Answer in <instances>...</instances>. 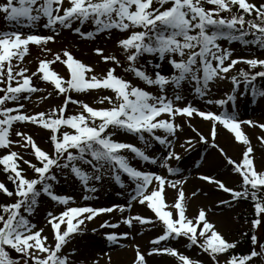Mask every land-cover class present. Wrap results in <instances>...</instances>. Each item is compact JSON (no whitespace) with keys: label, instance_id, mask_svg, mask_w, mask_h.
I'll list each match as a JSON object with an SVG mask.
<instances>
[{"label":"snow or ice","instance_id":"obj_1","mask_svg":"<svg viewBox=\"0 0 264 264\" xmlns=\"http://www.w3.org/2000/svg\"><path fill=\"white\" fill-rule=\"evenodd\" d=\"M67 2L70 6L64 8L65 0H6L5 4L0 5V13L4 14L7 22L29 28H34L41 18H46L47 23L44 27L53 29L56 35L59 34L55 27L57 24L62 28H71L75 21L84 24L89 20L96 26L97 34L110 29L120 31L141 29L132 31L127 38L118 41V46L124 49L126 60L129 62V67L125 71L133 73L147 86L156 87L159 94H153L133 85L131 81L116 76L115 68L109 69L103 78H98L96 75L86 77V73L92 72V69L67 51L63 53V58L57 54L52 61L42 60L37 72L29 76L26 74L28 69L21 68L19 64L14 65L13 60L22 62L28 54L29 44H46L48 41H54L55 36L31 33L25 35L19 31L0 32V85H5L0 87V92L4 93L0 96V149H10L13 144L24 148L30 146L33 150L32 154L40 165L37 166L30 160H25L16 151H9L0 156V165L5 172L9 173V179L15 185V192L10 191L3 182H0V191L8 197L13 195L18 197L15 203L0 205V213H2L0 214V225H2L0 226V264H20V261L11 258L6 246L21 254L24 264H30V262L31 264H72L69 256H74L75 251L64 254L63 249L69 243L70 237L78 232L82 233L80 226L84 225L86 220H93L102 213L113 212L117 208L122 213L126 210L124 206L119 205L109 208L70 206L71 203H75L73 197L57 195L53 191L51 182H59L52 171L53 168L61 171L70 170L81 182L85 191L93 193L97 191V188L90 187L89 182L101 181L106 171L112 173L111 178L121 187H124V183L120 173L127 174L135 184V188L129 193L130 203L127 210H131L133 201L147 205L164 227V233L150 241L154 247L148 253L149 255L168 254L178 257L182 264H202L201 261H193L178 253L176 249L160 246L162 241L183 236L187 237L192 245H198L204 252L209 253L214 264H221L218 257L234 249L235 242H229L215 229L204 209H200L195 217L187 215L183 188L178 190V198L173 205L169 206L166 203L165 185L176 188L183 181H171L165 176L132 167L127 157L121 154L122 151L130 150L137 157L152 164H156L157 159L146 155L134 145L114 141L112 137L115 135V130H123L136 134L147 144L144 135L147 133L166 149V155L160 158V167L166 168L169 175H177L179 169L171 167L168 163L170 160L181 159L180 154L174 150L172 139H169L176 136L178 129L182 130V125L175 122L176 117L191 118L195 114L211 121L212 144L226 157L228 164L233 166V171L242 177L241 190L227 187L222 181L211 176H201L200 179L215 184L218 189L229 193L233 200L251 198L256 216L261 217L264 214V170L257 171L254 165V149L242 131L241 124L259 127L262 130H264V124L257 125L251 120H238L234 113L228 111L219 114L201 111L190 103L179 107L176 102L183 99L180 95L182 83L194 82V93L203 97L210 91V82L216 78H227L222 74L229 73L237 63L241 62L239 59H232L226 65L225 62L229 60L232 53L228 49H222L218 43L219 40H241L245 44H256L264 49V4L257 7L247 0H155L159 7H153L154 0H67ZM205 3L215 7L206 10ZM166 4L171 6L164 8ZM236 5L248 16L255 13V19L246 20L244 15L233 16L230 19L219 16L221 11L231 12V6ZM74 32L85 39H91L94 35L81 32L80 28H75ZM246 36H253L254 39L246 41L244 40ZM45 51L51 50L45 49ZM95 51L102 54V49L97 48ZM145 54L158 56L161 60L166 59L173 69L171 74L164 75L155 71L149 75L143 66L137 67L139 59ZM103 59L105 62L111 60L120 66L115 56H105ZM57 61L66 65L70 71L69 79L63 78L51 69V64ZM213 61L216 62L215 65ZM243 62L253 69L264 68V59L253 58ZM156 67L159 68V65ZM39 74H42L43 81L50 82L54 85V90H58L60 95L65 96L64 104L48 112L42 111L35 115L22 114L20 109L24 108V104L20 103L21 98L29 99L31 94L45 91L33 86V77ZM239 76L243 77L246 85H252L253 96L257 94L264 96V91L257 92L253 83L257 77H264V70L255 74L242 70ZM231 79L235 86L234 90L238 89L240 83L238 77L233 76ZM14 81L16 86H13ZM168 86H171L173 90L171 98L167 95ZM95 89L111 90L115 94L101 97L98 101L99 103L107 101L111 105L110 108L97 109L73 98V92L82 93ZM24 93L28 95L22 97L21 94ZM48 96H51V93ZM48 96L41 99H47ZM229 101L234 102L235 95H228L226 100L220 99L214 103L223 107ZM6 102H15L18 108L7 107ZM208 103L213 101L209 100ZM70 104L80 106L78 114L70 112ZM13 112L16 114L12 115ZM165 116L168 118H162ZM15 122H28L49 130L53 153L49 154L41 149L33 137L25 132L17 131L16 136L21 137V140L12 141L10 133ZM218 124L233 133L239 143L247 146L242 161L233 160L219 144L215 143ZM110 128L113 131L110 132ZM67 129L73 131L70 132ZM157 130H162L165 135H157ZM258 140L264 145V136L258 137ZM200 141L208 144L209 138L200 134ZM192 146L191 140L180 145L185 148V151L191 150ZM19 161L28 164L37 174V178H27L20 168ZM82 165L90 166L92 172L85 171ZM153 181L157 186L149 192ZM41 195H46L58 204L67 206L59 215L52 212L47 214L48 223L54 229V246L47 245L48 237L42 236L44 229L33 231L36 226L21 213L23 209L31 215L38 207V198ZM195 195L196 193L193 192L192 196ZM84 199L89 200L92 197L85 195ZM220 203L227 204L228 201H220ZM170 207L176 210L175 218L173 211L166 210ZM133 221L142 225H155L157 222L136 215L124 219L123 223L131 228ZM252 223L254 227H259L262 219L257 218ZM65 224L66 230L61 231V226ZM101 227L118 228L119 224L105 222ZM122 235L127 238L129 233L125 232ZM119 238L115 233L106 236L111 243H117ZM251 239L253 245L258 243L255 235ZM259 248V251L254 248L250 254L243 256L233 254L223 264H249L256 257L264 259V243L259 244ZM136 253L137 264H146L145 257L140 253L138 246H136ZM93 264L96 262L94 261Z\"/></svg>","mask_w":264,"mask_h":264},{"label":"rangeland","instance_id":"obj_2","mask_svg":"<svg viewBox=\"0 0 264 264\" xmlns=\"http://www.w3.org/2000/svg\"><path fill=\"white\" fill-rule=\"evenodd\" d=\"M247 2L253 3L256 6L264 4V0H247ZM69 6L70 5L67 0H65L63 7L67 8ZM169 6L171 5L169 4ZM62 14L63 9L61 10V15ZM46 23V18H41L34 28H29L26 26L20 27L8 22L7 28L0 32L19 31L25 35L29 33L40 36L54 35V41H48L46 44H41L39 49L41 53L44 52V54L48 56L47 61L54 60L57 54H60L63 58V53L67 51L75 59L83 62L92 69V72L86 73V77L96 75L98 78H103L109 69L115 68L116 76L131 81L133 85L144 88L153 94H159L156 87L147 86L142 80L136 78L133 73L125 71V69L129 66H121L120 63V66H117L116 63L111 60L108 62L104 61L103 57L105 56H115L119 61L120 54L117 53L114 55V53L120 48L123 49L118 46V41L122 40L120 31L112 30L110 32L108 30L97 34L95 25L90 28L83 26L80 29L81 32L94 34L93 38L85 39L74 32L76 26H71V28L68 29L71 36L67 37L63 32V28L59 24L55 26L56 31L59 33L56 35L53 32V29L44 27ZM130 30L131 32L140 31V29ZM218 43L222 49H228L232 53L229 60L225 62L226 65L232 59H239L241 62L237 63L229 71V73L222 74L227 78H216L214 81L210 82V91L203 97H199L194 93V82L182 83L180 95H182L183 99L176 102V105L183 107L190 103L193 107L201 111H211L217 114L223 111H228L230 113H234L238 120H251L257 125L264 124V97H260L256 101L252 99L250 96L251 88H249V85H246L244 80L238 76V71L246 66H249L243 62L244 60L253 58L264 59V49H261L258 45H255L254 47L249 46L238 48L224 42ZM97 48L102 49V54H98L95 51ZM45 49H50L51 51H45ZM41 61V57L38 59V56L34 55L31 49H28V54L25 55L23 61L21 62L14 59L13 64H19L21 68L28 69L26 74L31 76L32 73L37 72ZM141 61V66H143V69L146 70L149 75H152L155 71H159L164 75H169L173 71L171 65L167 63V60H161L158 56H142ZM215 63L216 62L213 61L214 65ZM156 65H159V68H157ZM50 67L63 78H70V71L67 69L66 65H63L60 61L51 64ZM41 76L42 74L33 77V86L39 89H45V91L33 93L29 99L21 98L20 103L24 104V108L20 109L22 114L35 115L42 111L48 112L52 108L64 104L65 96L60 95L58 90H54V85L50 82L42 81ZM233 76L238 77L240 81L239 88L236 90H234L235 86L233 85L231 79ZM49 93H51V96H48ZM27 95L28 94L24 93L22 97ZM72 95L74 99L84 101L94 108L101 109L110 108L111 105L107 101L99 103V99L105 96H114L115 94L111 90L95 89L82 93L73 92ZM167 95L169 98L173 95L171 86H168ZM228 95H235V101H229L223 107L214 103L216 100H226ZM45 96H48V98L41 99V97ZM209 100L213 101V103H208ZM6 106L18 108V105L15 102H7ZM69 110L72 114H78L80 106L70 104ZM11 114L15 115L16 112ZM162 118L168 117L165 116ZM175 122L182 125V130L178 129L176 136L174 138L169 137V139H172L174 150L176 153L180 154L181 159L179 161L170 160L168 163L171 167L179 169V173L177 175H169L166 168L160 167V158L166 155V149L153 139L151 144H146L142 140L134 139L131 133L123 130H115V135H113L112 139L114 141L124 142L130 145L134 144L136 147H139V149H142L146 155L157 159V163L152 164L137 156H132L129 162L132 167H135L140 171L165 176L171 181H183V183L177 185L176 188L165 185L164 194L166 203L169 206L174 204L178 198V190L183 188L187 204V215L189 217L197 216L199 210L204 209L207 213L208 220L214 224L215 229L229 242H236L242 233H250L255 230L258 233V237L263 239L264 214L262 215L263 221L259 227L249 225L244 218L240 216L242 211L241 204H237L236 200H233L229 193L218 189L215 184L200 179L201 176H211L222 181L227 187H231L235 190H241L240 186L242 183V177L239 173L233 171V166L228 164L226 157L212 144L210 135L212 122L202 119L195 114L191 118L187 116H177ZM97 123H99V121H97ZM216 129L217 136L215 143L219 144L227 154L229 152L233 153L234 156L233 158L231 157L233 160H236L237 162L242 161L247 146L239 143L235 139L234 134L229 132L227 129H224L222 125L218 124ZM241 129L250 140L251 146L254 149V165L257 171L264 170V145H262L258 140V137L264 136V130L259 127H250L247 124H241ZM67 130L70 132L73 131L71 129ZM17 131L25 132L31 135L41 149L45 150L49 154L53 153V143L50 138L51 132L49 130L28 122H15L10 133V139L12 141L21 140V137L16 136ZM111 131H113V129H110V132ZM200 134L209 138L208 144H204L200 141ZM157 135L164 136L165 133L162 130H159ZM187 140H191L193 142V146L189 151H185V148L180 147V145ZM9 151H16L20 153L25 160H30L33 164L40 166L39 162L32 154L33 150L30 146L24 148L20 145L13 144L10 149H0V156L7 154ZM19 164L20 167L22 165L25 166L22 170L23 172L26 171L23 174L27 178H37V174L33 176V169L29 167L28 164L23 163V161H19ZM82 168L89 173L92 172L90 166L86 165ZM6 173L7 172L4 171L3 166L0 165V182H3L7 188L9 187V189L15 192V185H11ZM120 175L121 180L124 183V187H121L114 179L111 178V172L106 171L101 181L97 182L92 180L89 182L90 187L97 188V191L93 193L86 192L81 182L70 172V170L60 171L58 175L59 182L55 184L53 191L57 195L73 197L75 203H71L70 206L109 208L119 205L124 206L126 209L122 213L117 208L116 211L102 213L101 215L96 216L93 220H86L85 224L80 226L82 233L78 232L74 234L73 237L69 238V243L64 246L63 253L69 254L75 251L74 256H69V260L72 264H93L94 261L96 264H100L104 260H108L109 257H113L114 254L121 253L123 254V258L121 259L123 260V263L120 264H137L136 246H138L140 253H142L145 257L146 264H182L178 257L168 254H148L154 247L150 241L164 233L163 224L158 221L155 213L147 205H142L138 201L131 202V210H127L128 204L130 203L129 193L133 191L135 184L127 174L121 172ZM156 186V182L153 181V184L149 188V192H151ZM193 192L196 193L195 196H192ZM3 194L4 193L0 191V197ZM85 195L91 196L92 199L85 200ZM12 199L13 203H15L18 197L15 196ZM220 201H228V203L221 204ZM66 207L67 206L58 204L57 202L51 200L48 196L43 195L38 200V207L35 208L34 213L27 216L30 223L36 226L33 231L40 228L44 229L42 236L48 237L47 245L54 246L55 244L54 229L48 223L47 214L52 212L55 215H59ZM166 210L173 211L175 218L176 210L174 208L170 207ZM24 212L25 211L21 209V213L23 214ZM136 215H140L157 222L155 225H142L137 221H133V226L131 228L123 223L124 219L129 216ZM105 222L109 224H119V227L102 228L101 225ZM66 227V224L62 225L61 230H66ZM125 232L129 233L127 238H124L122 235ZM112 233H115L120 237L117 243H111L106 239V236ZM201 242H203L202 238ZM160 246L176 249L178 253L189 257L193 261L198 260L201 261L202 264H214L209 253L204 252L198 245H192L187 237L182 236L178 239L162 241ZM37 255H39V253H37ZM44 255L46 256L47 254L45 253ZM227 258L228 257L225 254L218 257L221 264H223ZM254 260V264H264V259L260 257H256ZM114 264H116V262Z\"/></svg>","mask_w":264,"mask_h":264},{"label":"trees","instance_id":"obj_3","mask_svg":"<svg viewBox=\"0 0 264 264\" xmlns=\"http://www.w3.org/2000/svg\"><path fill=\"white\" fill-rule=\"evenodd\" d=\"M204 7L206 8V10H211L215 6L214 5H211V4L205 3L204 4ZM231 7H232V11L231 12L221 11L219 13V16L220 17H223L225 19H230L233 16L244 15L246 20L255 19V13H253V15H251V16H248V15H246L243 12V10H241L239 8L238 5L231 6ZM217 18H219V17H217ZM257 22H259V21H257ZM237 27H239V25ZM253 39H254L253 36H246V37H244V40H246V41H251ZM221 40H224V41H226V42H228V43H230L232 45L234 44L235 46H238V47H244V46H248V45H254L252 43L245 44L241 40H233V41H228V40H225V39H221ZM123 57L126 58L125 52L123 53ZM242 70L245 71V72H248L250 74H255L256 72H259V71L264 70V68L257 67V68H254L253 69V68L245 67L244 69H241L240 72ZM253 83H254L257 91H264V77H257V79ZM3 86H5V85H0V87H3ZM3 95H4V93L0 92V96H3ZM73 151H75V150H73ZM61 162H63V161H61ZM20 168L21 169H24L25 166L22 165ZM24 172H26V171H24ZM32 174H33V176L36 175V173L34 172V170H33ZM6 175H7L8 180L10 181L11 185H13V182L9 179V173H6ZM36 177H37V175H36ZM10 191H12V190H10ZM14 197H15L14 195L12 197H7L5 195L1 196V198H0V205L12 204L13 203V199L12 198H14ZM240 201H243L245 203L244 206H246V212L247 213L243 217H244V220L248 224H252V221L255 220V219H257V218H261L263 220V216H261V217H257L256 216V214H255V208H254V202L251 200V198H249V199H240ZM0 214H2V213H0ZM25 215L26 214H24V216ZM0 226H2V225H0ZM253 235H255V233H253V232H252V234L251 233L250 234H248V233L242 234V236L239 238V240L237 242H235L236 247L234 249H231V250H229L228 252L225 253L228 256V258L230 256H232L233 254H235L236 256H243V255L250 254L251 251L255 247V245H253L252 239H251ZM6 250L9 252V254H10V256H11L12 259L20 261V264H24V259L22 258L21 255H19V253L15 252V250H11V249H8V248H6ZM249 264H250V262H249Z\"/></svg>","mask_w":264,"mask_h":264},{"label":"bare ground","instance_id":"obj_4","mask_svg":"<svg viewBox=\"0 0 264 264\" xmlns=\"http://www.w3.org/2000/svg\"><path fill=\"white\" fill-rule=\"evenodd\" d=\"M228 156L233 158L234 155H233V153L229 152ZM122 258H123L122 253L121 254H114L113 257L110 258V260L112 261V263L110 261V264H114L115 262H116V264L123 263V260H121ZM120 261H122V262H120ZM100 264H109V258H108V260H104Z\"/></svg>","mask_w":264,"mask_h":264}]
</instances>
